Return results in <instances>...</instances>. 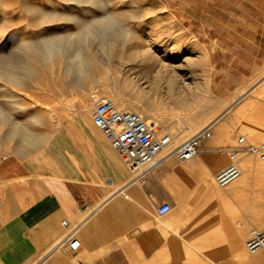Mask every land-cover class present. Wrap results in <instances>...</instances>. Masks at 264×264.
I'll return each instance as SVG.
<instances>
[{
	"label": "crops",
	"instance_id": "1",
	"mask_svg": "<svg viewBox=\"0 0 264 264\" xmlns=\"http://www.w3.org/2000/svg\"><path fill=\"white\" fill-rule=\"evenodd\" d=\"M254 25L237 20L235 31L221 39L200 34L199 44L231 72L224 77L229 90L250 79L232 73L264 70V32ZM243 46L256 52L243 54ZM241 99L212 125L192 159L181 163L161 152L163 160L142 184L131 181L88 113L75 115L26 156L3 157L0 264H264V248L254 254L245 248L250 227L264 224L259 195L249 190L255 168L241 166V177L226 189L214 183L238 133L264 139V104L256 107L254 94ZM251 105L254 115H245ZM163 203L171 209L158 215ZM72 228L78 249H54Z\"/></svg>",
	"mask_w": 264,
	"mask_h": 264
},
{
	"label": "rangeland",
	"instance_id": "2",
	"mask_svg": "<svg viewBox=\"0 0 264 264\" xmlns=\"http://www.w3.org/2000/svg\"><path fill=\"white\" fill-rule=\"evenodd\" d=\"M61 1L0 0V57L12 55L20 61L16 55L21 52V42H41L42 38L51 36L73 37L82 29L94 27V20L102 17L104 11L114 15L122 29H131L133 35L127 42L122 36H112L109 40L115 45L109 46V51L107 47L101 48L99 42L93 43L84 53L90 58L89 72L80 77L77 72L67 70V60L48 63L31 49L35 58L30 63L32 73H25L17 83L0 78V119L10 118L17 127L28 128L38 135L35 142H28L11 136L8 132L11 126L0 123V160L9 155L22 158L48 143L75 118V112L82 106H89L90 117L94 102L103 95L121 100L125 104L123 109L138 110L149 121L157 123L159 119L157 124L175 135L176 145L206 125L212 128L233 112L242 99L226 108L246 90L247 97L254 94L256 107L264 104V70L257 74L232 73L250 79L244 86L229 90L224 77L231 72H224V64L218 63L217 57H210L199 44L203 41L200 34L210 32L216 38H225L227 33L235 31L237 20L253 22L259 33L264 32V0H103L105 10ZM237 28L238 33L244 32L243 27ZM261 43L260 55L264 56V41ZM116 50L126 54L116 55ZM240 51L256 52L245 46ZM148 54L163 62L160 60L161 66L156 65L151 72L141 71L152 64V60L144 59ZM240 59L245 61L246 56L241 54ZM164 62L168 63L164 65ZM174 83L182 86L183 91L175 88L173 93L185 101L177 109L169 102L170 86ZM190 87L192 93H186ZM138 94H142L140 98ZM157 103L161 108L156 112L152 108ZM44 104L50 106L53 115L48 114ZM253 108L251 105L245 115L253 116ZM239 136H247L249 143H264V139L252 138L244 131L236 138ZM240 160L239 167L255 168L249 190L259 195L260 207L264 208V160L256 156H243ZM228 163L229 160L215 175ZM254 228L262 230L264 224H254L249 231Z\"/></svg>",
	"mask_w": 264,
	"mask_h": 264
},
{
	"label": "built area",
	"instance_id": "3",
	"mask_svg": "<svg viewBox=\"0 0 264 264\" xmlns=\"http://www.w3.org/2000/svg\"><path fill=\"white\" fill-rule=\"evenodd\" d=\"M93 125L100 130L112 148L121 156L124 166L132 174L131 181L144 183L146 176L160 164L164 155L174 156L181 163H186L198 152L200 142L211 136V125H206L194 134L175 144V135L166 132L157 123L144 118L140 113L126 110L106 95L99 96L91 112ZM243 156H256L264 160V143L248 144L245 136H239L236 144L228 153L229 163L214 176V183L219 188H226L240 177V159ZM171 206L163 203L157 208L158 215L168 213ZM67 226V221L62 222ZM76 228L70 229L54 249L77 250L79 240L75 237ZM245 248L250 254L264 248V229H251Z\"/></svg>",
	"mask_w": 264,
	"mask_h": 264
},
{
	"label": "bare ground",
	"instance_id": "4",
	"mask_svg": "<svg viewBox=\"0 0 264 264\" xmlns=\"http://www.w3.org/2000/svg\"><path fill=\"white\" fill-rule=\"evenodd\" d=\"M64 2H71L75 5H85L87 7H95V8L102 9V10L106 9V8H104L105 5L103 4V0H63L60 3H64ZM84 9H86V8H84ZM92 11H91V16H92ZM94 16H92V17H94ZM94 21H95L94 24H96L94 27L82 29V31L79 34H75L73 37L72 36H66V37H52L51 36V37L42 38L41 42H37V41H35V42H27V41L21 42L19 45V49L21 50V52L19 51L16 55V57H18L20 59V61L16 60L12 55L0 57V78H4L7 81H9L10 83H17L23 79V76L25 75V73H28V74L32 73L33 68H31L32 66L30 63L35 61V58H34V55L32 53H30L31 49L34 50L39 56L42 57V59L44 61H46L48 63H53L56 59H58V61H61L62 58H63V60H67V62H66L67 70L69 72H72V71L77 72L78 77H80L82 74L89 72V60H90V58H89V55H85L84 53L87 50V48L91 47V45L93 43L99 42V45L101 46V48L104 49L107 47L108 51H109L110 50L109 46L115 45L111 40H109V38H111L112 36H116V35L118 37L122 36L123 40H125V42H127L128 39L133 35V32L131 29H129V28L125 29V27H124L123 28L124 30H123L120 27L119 23L117 22V19L115 18V16L111 15L107 11H104L103 16L99 17L98 19H95ZM125 54L126 53H124L123 51H120V50H118L116 52V55H120V56H123ZM146 58L148 60H152L151 61L152 64L150 66H144L141 69V71H147V72L153 71L155 69V66L158 65L159 64L158 62H160V60H161L160 58H158L156 55H153V54H148V56H146L144 59H146ZM167 63L164 62V65H166ZM168 65H170L172 67L171 64H168ZM167 69H169V68H167ZM171 81H173V80H171ZM181 87L182 86H179L178 84L175 85V83L170 86V90L172 91V95L169 96L170 97L169 102L173 105V107H175L174 109H177L179 104H182L185 102V101H183L184 99H182L179 96H175V93H173L175 91V88L179 90L178 92H182L183 90H181ZM157 92H158V90H157ZM188 92L192 93V87H190L186 90V93H188ZM193 92H195V91H193ZM139 93H141V92H139ZM247 93H248L247 90L244 91L241 95H239L237 98H235L228 105V107L226 109L228 110L230 107L235 105V103H237ZM141 95L138 94L137 97L140 98ZM158 96H159V94H158ZM8 97H11V95H9ZM154 98H155V96L153 97V99ZM113 101L118 105V107H120V108L125 107V104L121 100L115 99ZM36 102H38V101H36ZM153 102H155V101H153ZM160 102L161 101H159V103ZM92 104H93V102H92ZM152 104H154V103H152ZM155 104H154V106H155ZM44 106H46V108H48L49 105L47 106V104H44ZM88 108H89L88 105L85 107L82 106L81 108H79L78 112H75L76 113L75 115L82 114V113H84V114L88 113V111H89ZM160 108L161 107H159V104L157 103L156 108H152V110L155 109V111L157 112L160 110ZM134 111L141 114V112H139L138 110H134ZM162 111H165V110H162ZM47 112L49 115L54 114L53 110H50L49 108H48ZM171 112H173V111H171ZM155 114H157V113H155ZM223 114L224 113H222V115ZM159 115H162V114L160 113ZM157 120H158L157 123H160L159 119H157ZM152 122H155V121L152 120ZM161 122H162V120H161ZM0 123H5V124H8L11 126L10 130L8 131L11 136H16V137L22 138L23 140L26 139V140H28V142H32V143L38 139L37 134H35L33 131L29 130L28 128L17 127L16 123L13 122L10 118L2 117L0 119ZM57 129H58V127L55 128V130L52 132V134ZM47 139H48V137L42 143H44ZM167 150H164V151H167ZM240 176H241V174H240Z\"/></svg>",
	"mask_w": 264,
	"mask_h": 264
}]
</instances>
